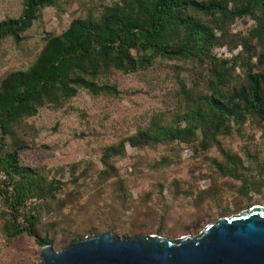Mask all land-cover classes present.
Wrapping results in <instances>:
<instances>
[{"label": "trees", "instance_id": "16d2710c", "mask_svg": "<svg viewBox=\"0 0 264 264\" xmlns=\"http://www.w3.org/2000/svg\"><path fill=\"white\" fill-rule=\"evenodd\" d=\"M61 1L23 0L18 17L0 21V41L19 44L42 11L61 10ZM92 7L64 31L43 33L36 59L0 81V231L7 241L26 235L40 247L52 245L39 228L41 210L62 203L78 180L63 182L43 168L20 164L19 153L30 148L33 130L25 120L43 107H61L80 90L94 98H118L117 85L109 81L113 72L145 71L157 60L172 63L178 84L173 103L147 127L105 147L98 178L119 180L114 160L124 155V143L138 149L184 143L201 151L215 147L222 157L211 159L216 172L246 183L241 160L219 138L229 126L240 132L246 120L264 126V0H112ZM245 18L253 21L247 32L232 33L236 20ZM223 47L229 53L240 50L216 58L213 51ZM167 161L163 157L157 164L166 167ZM70 168L74 174L76 166ZM241 193L249 192L243 186ZM105 224L118 231L115 223ZM97 232L89 227L68 236L71 242Z\"/></svg>", "mask_w": 264, "mask_h": 264}, {"label": "rangeland", "instance_id": "374dc122", "mask_svg": "<svg viewBox=\"0 0 264 264\" xmlns=\"http://www.w3.org/2000/svg\"><path fill=\"white\" fill-rule=\"evenodd\" d=\"M110 1L62 0L61 10L45 8L19 44L10 38L0 41V81L11 71L25 70L36 59L44 45L43 33H60L72 18ZM22 3L0 0V21L18 17ZM252 24L248 18L238 19L232 33H245ZM239 50L229 53L225 47L216 48L213 55L227 58ZM109 81L117 85L118 98H94L80 90L61 107H43L25 120L33 130L28 134L30 148L19 153L20 164L43 168L63 182L78 178L67 188L73 193L61 198L60 204L44 206L40 213L39 228L53 239L56 251L70 242L68 232L96 227L101 233L108 229L105 223H115L118 231L112 233L118 237L129 230L130 236L172 240L196 236L221 218V211H229L223 217H231L256 205L264 208V126L250 120L240 132L229 126L219 138L241 160L246 183L216 172L211 159L222 161V157L215 147L201 151L184 143L151 144L142 149L124 143V155L114 160L119 180L102 182L98 175L104 148L147 127L158 113L167 114L178 89L172 63L160 60L145 71L113 72ZM163 157L169 160L166 167L157 164ZM72 165L76 166L74 174ZM243 186L247 196L241 193ZM204 190L207 195L201 194ZM40 248L31 237L21 235L7 241L0 231V264H35Z\"/></svg>", "mask_w": 264, "mask_h": 264}, {"label": "water", "instance_id": "95a60500", "mask_svg": "<svg viewBox=\"0 0 264 264\" xmlns=\"http://www.w3.org/2000/svg\"><path fill=\"white\" fill-rule=\"evenodd\" d=\"M35 264H264V208L221 217L194 237H118L107 230L59 251L47 244Z\"/></svg>", "mask_w": 264, "mask_h": 264}]
</instances>
